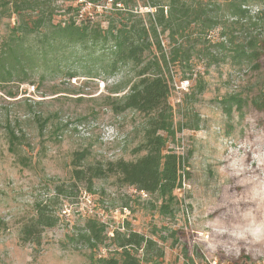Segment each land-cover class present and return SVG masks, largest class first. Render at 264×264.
Masks as SVG:
<instances>
[{"label":"rangeland","instance_id":"rangeland-1","mask_svg":"<svg viewBox=\"0 0 264 264\" xmlns=\"http://www.w3.org/2000/svg\"><path fill=\"white\" fill-rule=\"evenodd\" d=\"M106 2L40 0L44 27L26 29L24 18L32 12L14 13L21 0L9 6L0 1V46L20 24L30 30L26 46H32L33 36L48 28V15L53 24L79 20V25L88 17L105 28L108 14H94L109 6ZM167 2L135 0L133 6L145 16L150 11L145 4ZM71 6L76 9L70 11ZM247 7L264 13V0H250ZM140 19L147 20L133 21L144 22ZM163 47L169 55L164 36ZM260 60V70L232 64L230 58L206 69L207 62L193 55V73L173 67L178 72L170 99L176 134L168 146L184 158L188 175L168 216L157 210L156 197L115 179L89 184L72 178L76 152L87 154L86 166L135 161L145 154L137 151L144 142V117L121 111L134 77L129 68L113 73L103 62L83 60L68 63L63 72L37 67L26 83L18 82L25 77L21 74L2 84L0 264H101L120 259L116 239L132 232L156 242L137 254L155 263L142 264H264V112L252 102L264 93V57ZM88 70L97 76L86 77ZM68 71L77 77H64ZM184 76L192 80L179 82ZM234 96L243 100L241 109L231 101ZM11 131L20 138L14 144ZM43 207L56 226L45 230L40 246L23 244L22 225Z\"/></svg>","mask_w":264,"mask_h":264},{"label":"trees","instance_id":"trees-1","mask_svg":"<svg viewBox=\"0 0 264 264\" xmlns=\"http://www.w3.org/2000/svg\"><path fill=\"white\" fill-rule=\"evenodd\" d=\"M0 1L6 6L11 2ZM106 1L109 6H103L99 14L96 12L99 10H94L96 14L93 12L98 17L108 14V26L105 28L100 22H91L93 19L88 17L83 18L79 25V20L53 24L52 15H48L49 26L42 30L45 33L33 36L32 46L28 47L26 44L31 34L27 32L30 30L25 31L20 24L15 35L0 46V86L15 81L14 77L21 74L25 77L18 78V82L26 83L29 72L37 67L63 72L69 67L68 63L82 64L83 60L93 64L103 62L102 67L113 73L129 68L134 77L128 84L129 91L122 98L121 111L131 110L144 117V142L137 151L145 154L135 161L118 160L86 166L87 154L76 152L71 164L72 178L89 184L97 179H115L117 184L131 186L156 197L157 210L168 216L177 202L175 192L182 190L188 175L184 158L168 146L176 134L170 99L171 83L178 72L173 73V67L179 65L185 75L193 73L191 59L194 55L207 62L206 69L230 58L232 64L260 70V59L264 57V24L259 26L258 23L264 22V13L251 12L247 7L250 0H168L165 5L145 4L150 11L142 16L133 6L135 0ZM42 5L40 0L15 3L14 13L21 15V10L27 9L35 14L24 18V28L44 27L42 23L46 18ZM74 9L76 7L71 6L69 10ZM75 17L78 19L77 15ZM138 17L147 20L140 19L143 24L133 21ZM218 29L221 31L217 37L215 32ZM163 36L170 43L169 55L163 47ZM199 43L203 47H198ZM70 48L72 51L68 52ZM85 74L89 75L86 77L97 76L90 70ZM62 75L77 77L72 71ZM190 80L192 76H184L179 82ZM7 97L15 98L12 93ZM231 101H236L238 109L242 108L243 100L239 96H234ZM252 102L258 111L264 112L263 92ZM10 135L12 144L20 140L15 131ZM56 223V219L48 215L46 207L40 208L36 216L22 225L21 241L40 246L45 230L55 227ZM116 242L120 259H102L101 264L155 263L137 256L140 250H148L156 243L144 235L134 232L119 234Z\"/></svg>","mask_w":264,"mask_h":264},{"label":"bare ground","instance_id":"bare-ground-1","mask_svg":"<svg viewBox=\"0 0 264 264\" xmlns=\"http://www.w3.org/2000/svg\"><path fill=\"white\" fill-rule=\"evenodd\" d=\"M255 175V174H254Z\"/></svg>","mask_w":264,"mask_h":264}]
</instances>
